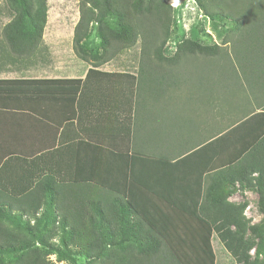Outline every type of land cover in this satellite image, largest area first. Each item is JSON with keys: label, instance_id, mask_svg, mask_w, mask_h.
I'll return each instance as SVG.
<instances>
[{"label": "crops", "instance_id": "1", "mask_svg": "<svg viewBox=\"0 0 264 264\" xmlns=\"http://www.w3.org/2000/svg\"><path fill=\"white\" fill-rule=\"evenodd\" d=\"M74 32L66 58L48 44L47 25L31 62L4 65L0 52V81L9 82L0 86V193L8 200L34 191L38 197L61 184L106 194L110 188L131 191L146 222L168 216L181 223L182 214L172 210L195 207L189 195L211 188L230 192L228 204L249 208L248 201L231 197L241 192L249 200L255 189L233 182L232 172L222 176L221 169L234 155L232 146L242 143L239 120L264 111V90L244 83L252 80V69L245 75L233 70L235 86L220 88V95L219 73L203 69V61L191 72L172 66L136 72L126 67L138 65L128 58L77 56ZM221 74L234 84L226 70ZM45 80L80 83L60 90L36 84L30 91L29 81Z\"/></svg>", "mask_w": 264, "mask_h": 264}, {"label": "trees", "instance_id": "2", "mask_svg": "<svg viewBox=\"0 0 264 264\" xmlns=\"http://www.w3.org/2000/svg\"><path fill=\"white\" fill-rule=\"evenodd\" d=\"M24 1L16 0V3L21 4ZM39 1L43 3V0ZM84 1L89 6L81 9L80 20L75 28L73 39L74 50L78 54L76 55L83 59L92 58L96 62L103 59L90 57L83 49L84 43L90 36L91 24L97 22L101 25L104 20L103 13L118 18L119 29L115 39L119 43L132 44L138 35L135 31L136 24L131 15L132 12L138 16L148 15L158 27L168 28L166 19L160 17L165 6L161 0ZM195 1L211 20L223 16L220 10L214 9L217 0ZM251 3L254 9L256 8L255 10L244 13L241 17H234L239 27H246L237 42L234 60L231 59L228 63V66L232 67L236 73L240 69L241 73L245 74V70L252 66L250 70L253 68L251 73L254 74L259 72L256 70L261 67L262 63L264 64V2L250 0ZM224 17L233 19L228 14ZM46 25L47 8L45 4L42 5L41 11L24 12L6 24L0 36L3 64L19 63L22 58L31 62V58L35 56L42 44ZM6 45L10 49V54L5 50ZM82 49L83 51L80 52ZM220 53L221 48L218 45H204L187 39L179 45L172 58H165L159 52L157 56L160 61L167 60L170 65L176 67L180 65L184 57L187 59L197 56L216 58L220 56ZM79 83L74 80L28 82L31 85L30 91L36 89V84L43 85L46 90H60L69 86H78ZM7 84L9 82L0 81V86ZM250 126L254 127V132L246 131V128ZM235 128L241 132L242 137L238 141L242 140V143L232 146L234 155L227 161L228 163L224 166L226 168L220 170L221 175L232 172L237 175L234 176L233 182L237 180L255 189L259 198L258 210L264 214V111L239 120ZM254 173H257V176L251 178L249 175ZM46 183H50V179H46ZM62 186L65 185L61 184L57 188L50 185L46 188L44 195L39 194L38 197L34 191L29 194H12L8 200L4 194L0 193V264H52L45 260L36 246H49L48 239L52 237L50 234L55 230V226H57V231L60 230L61 236L60 244L54 250L60 259L65 261L75 262L76 256L81 251H88V254L95 255L93 259L99 260L102 250L107 246L124 247L138 240L143 247L141 253L126 251L123 254H116L114 258L101 264H181L179 258L168 250L169 247L165 241L166 239H179L200 242V250L207 262L215 264L216 256L212 240L216 237L231 253L236 264H264V261L251 260L244 241L246 231L257 237L258 245L255 251L257 252L256 259H258L264 245L263 223L261 227L248 226V220L244 216L246 206L234 207L228 204L226 201L230 192L222 188L217 189L218 192L215 188H211L209 193L200 191L197 196L190 194L189 199L195 207L172 210L182 214L181 223H179L180 219L172 222V218L165 216L166 213L163 214L165 217L158 221H144L142 215L145 212L137 206L131 191L128 195L110 188L107 190L109 193L106 194V192H100V189L94 191L96 188L90 190L80 186L75 188L68 187V185L67 188ZM207 202L215 203L218 207H207ZM105 216L108 217V221L110 218V223L118 221V232L121 239H118L115 232L107 230L105 233L104 221L107 220ZM173 234L183 235L184 238H176ZM75 246L81 249L74 250ZM49 247L52 248V246Z\"/></svg>", "mask_w": 264, "mask_h": 264}, {"label": "rangeland", "instance_id": "3", "mask_svg": "<svg viewBox=\"0 0 264 264\" xmlns=\"http://www.w3.org/2000/svg\"><path fill=\"white\" fill-rule=\"evenodd\" d=\"M164 2V8L162 10L161 18L166 19L168 28L158 27L153 23L148 15L138 16L132 12V16L135 22V31L138 35L132 44L119 43L116 41L115 36L119 29V20L117 17H112L106 13H103L104 20L100 25L97 22L91 24L90 36L84 43V52L93 58H113V57H124L134 60L138 65H127L126 67L136 68L144 70L147 68L167 69L170 65L167 60L160 61L157 53L164 56L165 58H172L175 56L179 45L187 39L197 41L204 45H218L221 48L220 56L215 58L214 63L204 60V57L197 56L196 58H182L183 65L181 67L188 69L190 72L192 69L201 67L203 63V69L213 71L218 78V91L221 95L220 88L227 85L235 86V79L233 77V69H229L226 59L231 61L234 60L235 49L238 40L242 37L245 26H238L237 21L234 17H241L244 13L253 11V3L250 4V0H241L238 2H232L231 0H217L214 9H218L222 12L223 16H218L215 20L208 18L202 10L199 8L195 0H161ZM264 2V0H262ZM104 3V2H103ZM45 4L47 8V29L50 34L47 36L48 44L55 51V56L66 58L68 53L71 52L70 38L71 33L76 28L80 16L81 9L86 5L84 0H43L41 3L39 0H25L24 3L17 4L16 0H0V36H2L3 27L8 24L13 18L20 16L22 13H32L41 11L42 5ZM256 9V8H255ZM254 9V10H255ZM225 14L230 15L229 19L224 17ZM65 43V44H64ZM86 47V48H85ZM80 50L81 51H83ZM5 50L10 54L9 47H5ZM75 51V50H74ZM77 54V52H75ZM78 55V54H77ZM204 58V59H202ZM201 60V61H200ZM140 64H139V63ZM227 66V68H226ZM173 67V66H172ZM252 67V66H251ZM245 70V74H249L250 68ZM232 68V67H231ZM128 69V70H129ZM226 70L229 78H232L234 84L230 79L225 80L221 74V70ZM253 69V68H252ZM264 64L256 70L255 77L253 80L247 82L244 78V83H247L250 89L264 90ZM255 70V69H254ZM240 73L241 70L239 69ZM139 72V73H140ZM242 75L244 73H241ZM244 74V75H245ZM240 78V74L238 79ZM243 79V78H242ZM249 81V82H248ZM238 82H242L238 80ZM238 82L236 86L239 87ZM248 88V89H249ZM235 93V92H233ZM238 95L241 92L237 91ZM222 97V96H221ZM229 93L225 98H229ZM240 193V194H239ZM232 196V200L239 198L240 203L243 201L249 202V208L245 209V215L248 216V226H263L264 227V214H261L258 210V195L255 193L250 195L249 200L244 199V195L239 192ZM243 196V198L241 197ZM244 199V200H243ZM239 203V204H240ZM92 210L90 209V213ZM107 220L104 221V227L109 232H115L118 239H121L119 235L118 221L116 223H110V218L105 216ZM46 235V234H45ZM53 238H49L48 244L45 247L39 245L37 249L41 251V254L45 260L50 261L52 264H101L106 260L112 259L116 254H123L126 251L132 253H141L142 244L138 240L132 241L126 246H120L114 248L113 246H107L106 249L102 250V255L99 260L93 259L94 254H88V251H81L76 256V261H65L60 259L58 253L54 250L55 247L60 244V230L51 231L50 234ZM174 235V234H173ZM176 238H184L183 235L175 234ZM118 241V240H116ZM168 250L172 251L178 258L181 264H209L204 257V254L200 250V242L193 240H171L166 239ZM244 241L249 251V256L252 261L262 262L264 261V245L262 246V253L257 258V252L255 247L258 245L257 237L251 235L249 231L244 234ZM213 251L216 256L215 264H236L235 259L228 252L224 246L216 239L212 240ZM74 250H80L78 246L73 247ZM92 256V257H91Z\"/></svg>", "mask_w": 264, "mask_h": 264}]
</instances>
